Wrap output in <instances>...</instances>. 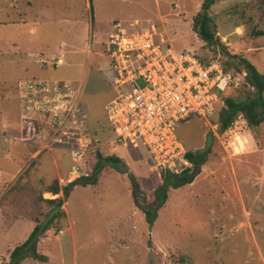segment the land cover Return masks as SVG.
<instances>
[{
	"label": "rangeland",
	"instance_id": "374dc122",
	"mask_svg": "<svg viewBox=\"0 0 264 264\" xmlns=\"http://www.w3.org/2000/svg\"><path fill=\"white\" fill-rule=\"evenodd\" d=\"M198 1L0 0V134L17 135L23 126L19 81H70L80 88L85 117L77 144H87L77 173L67 150H41L29 159L34 146L0 139V264H9L12 250L43 222L48 229L36 249L46 262L28 257L19 264H264V119L253 130L247 126L236 144L224 135L227 128L220 130L219 117L224 99L244 101L252 88L240 81L210 118L177 125L184 150L203 153V164L191 183L170 188L152 225L132 201L129 175L147 203L161 176L144 148L115 145L107 123L116 76L106 48L115 26L125 33L153 28L164 47L203 62L221 60L220 47L191 30ZM207 14L229 54L264 75V35H256L264 34V0H214ZM98 155L121 159L128 171L102 164L95 184L75 186L67 197L48 192L56 182L63 188L91 176Z\"/></svg>",
	"mask_w": 264,
	"mask_h": 264
},
{
	"label": "built area",
	"instance_id": "2783aa9c",
	"mask_svg": "<svg viewBox=\"0 0 264 264\" xmlns=\"http://www.w3.org/2000/svg\"><path fill=\"white\" fill-rule=\"evenodd\" d=\"M115 28L106 48L116 76V96L105 107L112 140L119 147L144 148L158 176H179L192 164L176 137L177 125L193 117L210 118L240 78L218 60L202 63L194 53L157 43L153 28L135 33ZM79 90L70 81L34 79L19 81L16 88L24 121L18 141L37 152L67 150L77 173L87 151L76 137L85 119L78 107ZM245 130L238 116L224 135L239 144Z\"/></svg>",
	"mask_w": 264,
	"mask_h": 264
},
{
	"label": "trees",
	"instance_id": "16d2710c",
	"mask_svg": "<svg viewBox=\"0 0 264 264\" xmlns=\"http://www.w3.org/2000/svg\"><path fill=\"white\" fill-rule=\"evenodd\" d=\"M202 1L203 2L201 3L199 12L192 19L191 30L196 33L198 37L205 43L218 45L220 47L219 52L221 55L220 64L223 69H234L233 72L239 76L240 81L253 89V92L249 93L244 101H235L233 99L223 100L225 108H223L219 114L221 120L220 130H224L230 126L231 122H233L234 118L238 115H241L244 118L243 120L245 124H247L246 126L253 130L258 127L264 119V117L261 116V114L264 113V75L259 73L246 59L240 58L235 54H229V52L222 46L221 42L214 37L213 33H215V29H213L214 26L212 25V21L207 14V10L209 6L213 4L214 0ZM90 10L92 11L91 8ZM256 35L262 36L264 34L257 32ZM200 61L202 63H208L203 62L201 59ZM185 157L191 162V164L196 163L198 170L203 164V153L197 154L186 152ZM102 164H108L112 167H115L119 171H128L125 164L121 162V159L114 156L102 158L100 155H98V160L91 176L79 177L68 183L63 188H59L56 182L48 192H50L52 195H56L61 191L62 195L67 197L69 195V191H71L75 186L84 187L86 185L95 184L96 174L99 172ZM190 171L191 169L189 168L179 176H174L169 173H162L160 175L162 184L154 190V200L150 203L146 202L145 194L141 190L135 177L129 175L132 201L135 207L144 214L146 221L150 225H152L155 221L158 210L164 205L170 188L176 189L182 185L192 182L194 177L191 175ZM47 223L48 222H43L42 224H37L33 227L25 242L15 247L10 253L9 264H19L22 260L28 257L41 263L46 262V258L38 254L36 245L38 238L44 233V231L48 229Z\"/></svg>",
	"mask_w": 264,
	"mask_h": 264
},
{
	"label": "crops",
	"instance_id": "0c3cea01",
	"mask_svg": "<svg viewBox=\"0 0 264 264\" xmlns=\"http://www.w3.org/2000/svg\"><path fill=\"white\" fill-rule=\"evenodd\" d=\"M200 1V0H199ZM198 1V2H199ZM196 5H197V2H196ZM197 7H198V5H197ZM62 62V61H61ZM17 105H18V102H17ZM18 108H19V105H18ZM2 128H4V126H2ZM17 131H18V133H17V135H14V136H10V135H6V132H3L2 134H0V139H2V143H4V144H6L7 142H9V144L10 143H12V141H15L14 140V138H16L17 140H18V138L20 137V135H21V125L20 126H18V129H17ZM17 143H19L18 141H16ZM20 144V143H19ZM22 145V144H21ZM32 151H33V148H32ZM55 151V150H54ZM36 154H38V155H36L35 153H33V154H31V156H30V158L29 159H36V157H38L39 156V154L41 153V152H36V151H34ZM53 152V151H52ZM0 156H1V153H0ZM19 158H21L22 156H18ZM0 174H3V173H1L0 172Z\"/></svg>",
	"mask_w": 264,
	"mask_h": 264
},
{
	"label": "flooded vegetation",
	"instance_id": "af4514ba",
	"mask_svg": "<svg viewBox=\"0 0 264 264\" xmlns=\"http://www.w3.org/2000/svg\"><path fill=\"white\" fill-rule=\"evenodd\" d=\"M19 112H20V116L22 117V112H21L20 108H19ZM31 117H32L33 119H37V118H38V115H37V114H34V115H32Z\"/></svg>",
	"mask_w": 264,
	"mask_h": 264
},
{
	"label": "water",
	"instance_id": "95a60500",
	"mask_svg": "<svg viewBox=\"0 0 264 264\" xmlns=\"http://www.w3.org/2000/svg\"><path fill=\"white\" fill-rule=\"evenodd\" d=\"M196 169V163L192 164V171H191V175L194 173V170Z\"/></svg>",
	"mask_w": 264,
	"mask_h": 264
}]
</instances>
